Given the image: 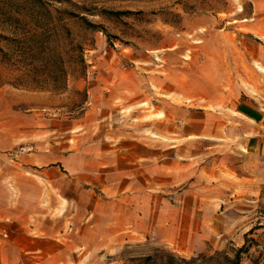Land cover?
I'll return each instance as SVG.
<instances>
[{
    "label": "rangeland",
    "instance_id": "obj_1",
    "mask_svg": "<svg viewBox=\"0 0 264 264\" xmlns=\"http://www.w3.org/2000/svg\"><path fill=\"white\" fill-rule=\"evenodd\" d=\"M28 1L0 0V6ZM49 2L50 7L63 9L65 23L76 43L73 51L68 36L62 37L59 44L61 58H57L61 69L49 75V68L41 64L38 55L30 54L20 59L18 38L8 44L0 39V238L3 239L0 264H90L95 253L88 250V245L95 238L93 231L97 222L101 225L105 223L98 215L102 209L105 212L109 209L108 203L113 199L109 192L110 185L75 187L70 182L74 178L71 179L64 166L53 167L58 151L64 152L68 147H77L98 136L93 128L92 133L86 134V127L78 123V118L83 117L87 110L89 115H99L101 107L106 109L116 122L103 123L105 126L98 131L107 144H113L118 149L123 140L148 143L153 139L154 144L155 140L161 139L168 144L188 146L191 139L178 137L175 133L167 140L160 138L159 120L165 117L166 108L185 118L184 109L199 107L192 106L187 98L179 100V110L166 104L163 101L166 96L161 95L155 83L156 76L161 73L191 72L192 53L201 44L195 32L198 25L201 28L208 24L195 22L199 17H211L216 28H222L226 21H231V24L225 25L226 28L238 29V19L249 13L251 8V0ZM109 10L132 12L111 14L107 12ZM68 11L79 13V16L83 15L100 26L92 28L81 17L68 18ZM1 20L0 32L8 33ZM33 24L30 19L16 22L12 35L19 37L26 32L29 46L34 47L36 38L33 36ZM133 68L151 75V101L148 95L144 98L142 91L134 95L128 90L124 80L127 81ZM46 76L48 80H44ZM120 80H123L125 88L119 85ZM84 84H89V87L82 90L76 88ZM178 123L190 126L187 120ZM169 124H174L173 128H176V121ZM111 126L119 130L120 138L112 139L110 133L104 138L108 131L106 127ZM231 153V161L239 164V154ZM211 156L196 154L183 160L191 161L197 157L204 166L203 176L207 178V163ZM139 161L146 165L153 162L146 159ZM217 168L221 169V164ZM144 174L150 176L147 170H144ZM192 182L189 180L173 186L151 184V189L147 191L175 203L180 197L191 194ZM125 183L120 181L118 186L119 191L125 190L121 192V210L128 212L130 206H137L142 199L125 198L129 193L128 188H124ZM244 188L240 186V181L233 182L230 199L217 201L213 205L201 203L200 211L210 214V219L200 216L199 220L202 226L200 232L206 242L202 251L181 254L160 237L147 235L136 237L135 241L119 243L116 252L103 251L98 254L104 263L137 264L134 257L145 256L157 248L189 259L201 253L238 247L244 242L246 232L259 223L264 224V185ZM117 190L118 187L113 193ZM226 192H230L228 188ZM152 204L155 206L156 202ZM22 235L49 238L64 249L56 252L50 246L46 251L18 250L10 244L13 238L22 248H34L31 239L23 240ZM250 236L264 243V227H256ZM242 264H250V260L246 258Z\"/></svg>",
    "mask_w": 264,
    "mask_h": 264
},
{
    "label": "crops",
    "instance_id": "obj_2",
    "mask_svg": "<svg viewBox=\"0 0 264 264\" xmlns=\"http://www.w3.org/2000/svg\"><path fill=\"white\" fill-rule=\"evenodd\" d=\"M195 22L208 24L201 28L198 25L195 32L201 44L192 53L191 72L161 73L155 80L161 95L166 96L163 99L166 104L179 110V100L187 98L192 106L199 107L184 109L185 118L166 108L165 117L159 120L160 138L166 139L175 133L178 137L191 139L188 146L168 144L161 139L155 140L154 144L153 139L148 143L123 140L118 149L107 144L98 131L106 122H116L101 107L99 115H89L87 110L83 117L78 118V123L86 127V134L92 133V128L96 129V139L68 147L64 152L58 151L54 158L53 167L64 166L71 179L74 178L70 182L75 187L110 185L113 199L108 203V211L102 209L98 215L105 223L97 222L93 231L95 238L88 245V250L95 253L90 264H116L115 261L104 263L98 253L116 252L119 243L147 235L160 237L181 254L202 251L206 242L200 232L199 220L200 216L210 219V214L200 211L201 203L213 205L230 199L233 182L240 181L241 187L245 185L244 189L264 185V0H251L250 12L238 19L240 23L236 26L240 31L226 28L225 25L231 21H226L222 28H216L211 17H199ZM124 81L134 95L142 91L144 98L148 95L151 101V75L133 68ZM119 85L125 88L123 80ZM86 86L89 84L77 85L76 88L82 90ZM185 120L190 126L178 123ZM174 121L176 128L169 124ZM112 127H106L108 131L104 138H107V133L112 139L120 138L119 130ZM232 151L239 154V164L231 161ZM205 153L212 155L207 163V178L203 176L204 166L197 157L191 161L183 160ZM139 159L153 162L146 165ZM219 164L221 169L217 168ZM140 169L147 170L150 176L147 177ZM189 180L194 181L190 185L191 194L180 197L175 203L147 191L151 184L173 186ZM120 181L126 182L124 188H128L125 198L142 199L137 206H130L128 212L121 210V192L125 190L119 191ZM117 187V192L113 193ZM227 188L230 192H226ZM22 236L23 240L31 239L34 248H22L13 238L10 244L18 250L46 251L50 246L56 252L64 249L49 238ZM2 241L0 238V252Z\"/></svg>",
    "mask_w": 264,
    "mask_h": 264
},
{
    "label": "trees",
    "instance_id": "obj_3",
    "mask_svg": "<svg viewBox=\"0 0 264 264\" xmlns=\"http://www.w3.org/2000/svg\"><path fill=\"white\" fill-rule=\"evenodd\" d=\"M63 12V9L50 7L49 0H29L28 3L8 5L7 7L0 6L1 24L8 31V33L0 32V39L5 41V44H8L18 38L20 59L30 54H33V56L35 54L38 55L41 59V64L49 68L50 71L47 74L50 75L62 68V65L57 62V58H61L59 44L62 37L65 35L68 36L72 50L74 51L76 49V43L71 36V31L67 23H65V15ZM107 12L111 14H125L131 13L132 11L109 10ZM67 14L68 18L81 17L92 28L100 26L97 23L88 21L83 15L79 16V13L68 11ZM24 19H30L34 23L33 36L36 38V43L33 44L34 47L29 46L30 41L26 32H23L19 37L12 35L16 28V22H22ZM5 53L7 52L5 51ZM48 79L49 77L46 76L44 80ZM256 227H264V224L259 223L246 232L244 234V242L238 247L231 246L221 250H214L208 254L201 253L189 259L179 256L170 250L157 248L150 254L136 256L134 259L138 262L137 264H242L243 260L248 258L250 264H264V243L258 238L250 236ZM252 247L254 248L253 253H251Z\"/></svg>",
    "mask_w": 264,
    "mask_h": 264
}]
</instances>
